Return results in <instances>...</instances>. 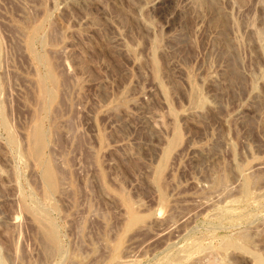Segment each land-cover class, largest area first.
Here are the masks:
<instances>
[{"label": "rangeland", "instance_id": "obj_1", "mask_svg": "<svg viewBox=\"0 0 264 264\" xmlns=\"http://www.w3.org/2000/svg\"><path fill=\"white\" fill-rule=\"evenodd\" d=\"M0 264H264V0H0Z\"/></svg>", "mask_w": 264, "mask_h": 264}, {"label": "bare ground", "instance_id": "obj_2", "mask_svg": "<svg viewBox=\"0 0 264 264\" xmlns=\"http://www.w3.org/2000/svg\"><path fill=\"white\" fill-rule=\"evenodd\" d=\"M36 139H37V142L39 144H41L42 138H41V135H40L39 131L36 132ZM46 176H47L46 178H48V181L50 183L52 181V177H51L50 173H47Z\"/></svg>", "mask_w": 264, "mask_h": 264}]
</instances>
